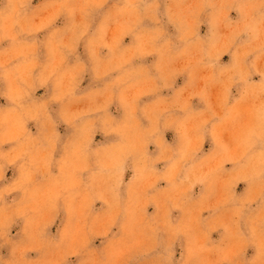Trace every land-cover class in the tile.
<instances>
[{
  "label": "clouds",
  "instance_id": "clouds-1",
  "mask_svg": "<svg viewBox=\"0 0 264 264\" xmlns=\"http://www.w3.org/2000/svg\"><path fill=\"white\" fill-rule=\"evenodd\" d=\"M0 264H264V0H0Z\"/></svg>",
  "mask_w": 264,
  "mask_h": 264
}]
</instances>
